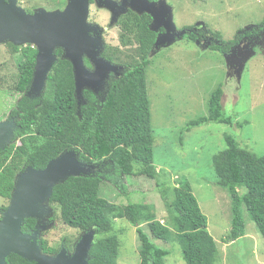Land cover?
Listing matches in <instances>:
<instances>
[{"label":"trees","instance_id":"trees-1","mask_svg":"<svg viewBox=\"0 0 264 264\" xmlns=\"http://www.w3.org/2000/svg\"><path fill=\"white\" fill-rule=\"evenodd\" d=\"M150 23V16L133 11L119 17V45H107L101 56L122 66L123 70L118 71V76L111 73L99 94L84 90L80 105L75 98L72 65L63 57L62 49L54 51L56 60L45 88L36 98H30L27 91L37 50L32 45L18 47L5 43L11 49L17 69L12 90L20 94L10 116H18L20 120L16 121L19 127L11 143L0 149V197L10 200L15 176L25 168L44 169L63 151L75 149L80 161L96 163L99 169L92 175L70 177L53 188L49 205L54 213L48 222L56 219L58 210L60 221L69 228L80 233L95 230L88 264H118L120 243L117 235L111 234L115 219H125L136 228L139 264H165L169 251L159 248L151 239L164 244L176 241L185 264H218L220 255L216 242L208 232L207 218L187 179H177L174 186L167 187L164 181L161 184V196L168 212L163 222L156 219L153 205L119 206L99 196L104 182L123 191L126 190L123 178L158 179L160 173L153 159L155 133L151 126L147 84L150 54L157 37L149 29ZM183 30L187 31L183 39L196 42L206 35L216 40L219 43L213 41L208 49L222 55L241 34L238 32L233 42H225L219 33L206 26ZM126 49L131 53L126 54ZM88 62L84 65L89 67ZM222 97L219 85L209 95L207 114L190 120L180 132L183 134L210 123L232 125L234 120L224 114ZM223 140L225 149L212 157V167L216 183L227 190L230 198V229L224 241L234 242L246 235L243 209L264 237V155L257 156L243 148L231 135H225ZM7 206L0 207V213ZM36 224L35 219H26L21 230L31 233ZM144 224L148 232L144 231ZM43 236L44 233L39 245L43 253L49 255L56 254L62 246L72 252L78 241V238H65L60 248H54ZM6 264L35 263L11 254Z\"/></svg>","mask_w":264,"mask_h":264},{"label":"rangeland","instance_id":"rangeland-1","mask_svg":"<svg viewBox=\"0 0 264 264\" xmlns=\"http://www.w3.org/2000/svg\"><path fill=\"white\" fill-rule=\"evenodd\" d=\"M165 1L172 8L173 22L178 30L203 23L209 30L219 33L225 42H233L238 32L264 21V0ZM66 2L17 0V6L31 13L37 9L52 12L62 10ZM88 22L106 28L109 11L91 5ZM103 32L106 44L113 47L119 45L118 27ZM214 43L219 42L215 40ZM199 45L182 38L155 53L147 69L151 126L155 133L153 159L157 171L160 170L158 179L144 176L123 178L126 186L123 191L104 182L99 196L119 206L129 203L153 205L156 219L163 222L168 212L161 196V184L164 181L167 187L174 186L177 179L185 178L190 182L193 195L207 218L208 232L215 240L220 255L218 264H264V237L245 209L246 235L225 243L231 221L230 198L227 190L216 183L212 167V157L225 149V135L235 137L243 148L255 155H264V53L256 50L245 63L238 79L235 75L227 76L225 54ZM244 50L245 53L249 49L245 47ZM125 52L129 54L131 50L126 49ZM230 53L235 58L239 51L235 46L226 55ZM234 68L238 69L237 66ZM16 77V63L11 49L2 44L0 122L5 121L20 98V94L12 90ZM219 85L223 91V111L234 120L232 125L210 123L182 134L180 130L187 122L207 114L209 95ZM8 202L0 197V207L7 206ZM55 215L56 219L43 232V238L49 245L60 248L65 238L79 239L82 233L64 225L58 210ZM112 226L111 234H116L120 243L117 263L139 264L136 228L125 219H115ZM143 229L148 232L145 224ZM151 241L169 251L165 264H185L176 241L165 244L155 239Z\"/></svg>","mask_w":264,"mask_h":264},{"label":"water","instance_id":"water-1","mask_svg":"<svg viewBox=\"0 0 264 264\" xmlns=\"http://www.w3.org/2000/svg\"><path fill=\"white\" fill-rule=\"evenodd\" d=\"M98 8L111 14L110 26H115L118 18L128 10L138 15L147 14L151 18L149 29L157 33L154 50L150 58L161 48L173 45L182 39L186 30H178L173 22L172 8L165 0H94ZM90 0H67L62 10L48 12L37 9L32 13L17 6V0H0V44L11 43L15 46L32 45L36 50L35 66L27 96L36 98L45 88L48 74L56 60L55 49L63 50V57L72 65L75 85V98L79 105L84 90L99 94L111 73L119 75L122 66L112 64L101 56L103 39L101 34L106 28L88 22ZM204 28L203 23L195 26ZM160 28L164 32L159 33ZM212 39L196 41L202 48H208ZM239 52L235 58L224 55L227 76L238 79L245 63L255 54L254 49ZM234 55V53H233ZM87 57L92 65L89 70L84 65ZM235 66L238 67L235 70ZM16 117V121H19ZM14 119L0 122V149H4L13 138L18 124ZM99 165L79 160L75 149L63 151L50 160L44 169L31 167L15 176L14 189L7 208L0 218V264L6 258L18 255L35 264H88V253L95 237V230L82 233L69 252L65 247L54 254L43 253L39 245L42 233L50 227L47 221L53 215L49 205L53 188L70 177L92 175ZM26 219H35L37 224L31 233L22 232Z\"/></svg>","mask_w":264,"mask_h":264},{"label":"flooded vegetation","instance_id":"flooded-vegetation-1","mask_svg":"<svg viewBox=\"0 0 264 264\" xmlns=\"http://www.w3.org/2000/svg\"><path fill=\"white\" fill-rule=\"evenodd\" d=\"M116 1H119V0H116ZM149 1L153 2V1H158V0H149ZM94 4H95L94 0H90V6L94 5ZM128 11H131V10H128ZM110 19H111V14L109 13V23H110ZM118 20H119V18H118ZM118 20H117V22H118ZM109 23L107 24L105 31H108L109 29H113L114 27H117V23L115 24V26H110ZM200 29H202V28H200ZM158 32L162 33V32H164V29L160 28L158 30ZM103 35H104V32L101 34L102 39H103V46H104L103 51H104L105 47L108 44H106V42L104 41ZM204 36H205V38H203L202 40L208 39V36H206V35H204ZM235 46L237 47V51H239L241 53L242 52L244 53V51H245L244 48L246 46H248L250 48L252 47L254 49V53L256 50L260 51V53H264V21H262L258 25L249 27L248 30H246V31H242L241 34L239 35V38L236 40V43L231 48H233ZM85 61L88 62L87 57H84V62ZM89 65H90V63H89ZM85 66L87 67V69L92 68L91 65L89 67L87 65H85ZM11 112L12 111L10 110L8 113V116L6 117L5 120L14 119L16 121V116H10ZM16 144H18V142ZM1 215H2V213H0V218H1Z\"/></svg>","mask_w":264,"mask_h":264},{"label":"clouds","instance_id":"clouds-1","mask_svg":"<svg viewBox=\"0 0 264 264\" xmlns=\"http://www.w3.org/2000/svg\"><path fill=\"white\" fill-rule=\"evenodd\" d=\"M208 39H210V38H208ZM211 39H212V38H211ZM201 41H202V40H201ZM212 42H213V39H212ZM212 42H211V43H212ZM199 46H200V45H199ZM222 98H223V97H222ZM222 101H223V99H222ZM222 105H223V104H222Z\"/></svg>","mask_w":264,"mask_h":264}]
</instances>
